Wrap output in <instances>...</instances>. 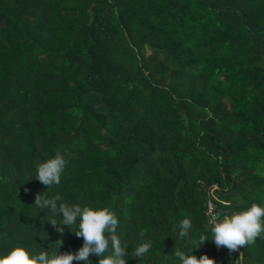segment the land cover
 <instances>
[{
    "label": "trees",
    "instance_id": "trees-1",
    "mask_svg": "<svg viewBox=\"0 0 264 264\" xmlns=\"http://www.w3.org/2000/svg\"><path fill=\"white\" fill-rule=\"evenodd\" d=\"M44 193L113 211L127 264H181L184 218L209 239L197 258L264 264V238L230 251L205 231L264 206V0H0V255L82 247Z\"/></svg>",
    "mask_w": 264,
    "mask_h": 264
},
{
    "label": "clouds",
    "instance_id": "clouds-1",
    "mask_svg": "<svg viewBox=\"0 0 264 264\" xmlns=\"http://www.w3.org/2000/svg\"><path fill=\"white\" fill-rule=\"evenodd\" d=\"M67 161L59 150L53 158L38 163L35 179L39 180L47 188L59 185L61 174ZM34 205L39 210L47 209L53 218L47 221L59 232L64 233L61 225L68 228L77 222L78 230L74 232L77 237L83 238L82 247L75 253H53L49 255L47 250L39 254L31 253L23 246L12 248L7 254L0 255V264H73L74 261H84L92 264L91 256L100 257L99 264H127L126 256L128 246L121 243L117 229L119 220L113 211L108 208L81 207L78 204L69 206L63 202V197L57 193L53 198H47L46 193L37 194ZM55 216H61L62 220L57 224ZM179 236L186 238L185 249H174L172 256L178 258L181 264H215L214 259L207 255L197 258L191 254L209 240L207 235L201 234L197 239L190 236L192 222L189 218L180 221ZM205 231H210L211 240L219 247H226L230 251H237L239 247L255 243L257 238H264V206L253 203L246 210L233 212L223 219H214L211 225L205 226ZM145 232L141 231L143 238ZM62 243V241H60ZM152 242H141L131 250L133 258H143L151 249ZM111 249L109 255H105Z\"/></svg>",
    "mask_w": 264,
    "mask_h": 264
}]
</instances>
